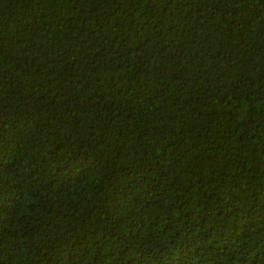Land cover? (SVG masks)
<instances>
[{
    "label": "trees",
    "instance_id": "16d2710c",
    "mask_svg": "<svg viewBox=\"0 0 264 264\" xmlns=\"http://www.w3.org/2000/svg\"><path fill=\"white\" fill-rule=\"evenodd\" d=\"M0 264H264V0H0Z\"/></svg>",
    "mask_w": 264,
    "mask_h": 264
}]
</instances>
